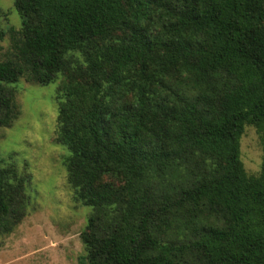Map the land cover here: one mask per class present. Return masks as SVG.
Returning a JSON list of instances; mask_svg holds the SVG:
<instances>
[{
  "label": "trees",
  "instance_id": "trees-1",
  "mask_svg": "<svg viewBox=\"0 0 264 264\" xmlns=\"http://www.w3.org/2000/svg\"><path fill=\"white\" fill-rule=\"evenodd\" d=\"M0 127L21 77L56 88L79 264H264V0H12ZM0 31V40L2 39ZM245 124L260 170L240 159ZM27 176L0 156V234Z\"/></svg>",
  "mask_w": 264,
  "mask_h": 264
},
{
  "label": "rangeland",
  "instance_id": "rangeland-1",
  "mask_svg": "<svg viewBox=\"0 0 264 264\" xmlns=\"http://www.w3.org/2000/svg\"><path fill=\"white\" fill-rule=\"evenodd\" d=\"M20 17L12 0H0V60L12 53ZM59 80L46 85L21 77L16 83L17 117L0 127V156L26 175L25 215L0 234V264H79L80 238L89 207L74 201L66 182L67 148L56 141ZM262 147L254 126L245 124L240 159L248 174L261 166Z\"/></svg>",
  "mask_w": 264,
  "mask_h": 264
}]
</instances>
